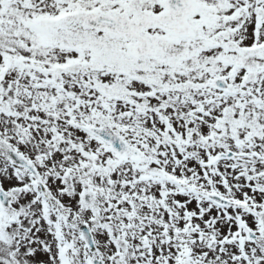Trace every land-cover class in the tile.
<instances>
[{
  "label": "snow or ice",
  "instance_id": "snow-or-ice-1",
  "mask_svg": "<svg viewBox=\"0 0 264 264\" xmlns=\"http://www.w3.org/2000/svg\"><path fill=\"white\" fill-rule=\"evenodd\" d=\"M0 264H264V0H0Z\"/></svg>",
  "mask_w": 264,
  "mask_h": 264
}]
</instances>
